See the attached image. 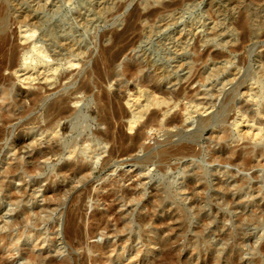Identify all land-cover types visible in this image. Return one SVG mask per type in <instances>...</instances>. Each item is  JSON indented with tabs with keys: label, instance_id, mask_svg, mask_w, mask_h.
I'll list each match as a JSON object with an SVG mask.
<instances>
[{
	"label": "bare ground",
	"instance_id": "1",
	"mask_svg": "<svg viewBox=\"0 0 264 264\" xmlns=\"http://www.w3.org/2000/svg\"><path fill=\"white\" fill-rule=\"evenodd\" d=\"M55 1L56 0H37L36 3V1L34 0L33 2H35L36 4L32 2L33 7L32 5H30L29 9L27 10L23 8L21 9L15 5L10 6V8L9 6H5L0 10V141H4L3 138H5L6 132L9 131L7 129V126H9V124H12L13 121L17 119H27L29 124L39 123L40 125V122L38 121L39 117H32V115L37 110L43 111V117L42 120H40L41 122H43V125H41L40 129H38L41 130V132L39 131L40 134H31L29 132L26 133L25 130L24 134L22 135V133L20 134V132H18L17 130L18 134H16L10 142L12 143V147H10L12 148L13 157H11L12 159H8L7 162L10 161V163L5 165L3 169L0 170V192L7 193L8 195L10 194V199L7 201V204L10 206H14L15 208L13 210V214L11 213L12 211H10V209H6V211L12 214L11 221H9L8 223H4L2 229H0V232H2L3 230H8V233L9 231L16 233L14 231L18 230V234H16L17 236L15 235L14 237L15 240L13 239L15 242L17 240V245L22 241V239H24L22 241V249L19 251L21 257L20 260L22 262H20L21 264H85L89 259V255H87L85 252L83 256L78 257L75 249L78 248L77 245L81 244V242L83 244L84 238L91 237L94 233H96L95 231L103 227V220L108 219L109 216L107 214L105 215L104 213H100L101 216L97 220L98 224L96 221L97 230L93 228V230H95L93 231L89 228L88 230L90 231L87 235L85 231L84 233L86 234L83 233V224L85 223V215L83 210L76 209L66 213L64 221L55 222L56 224L54 223L55 226L51 230L54 233L56 231V237L62 235L61 240L68 247V254L61 260H59L57 257L55 259L51 256V254L57 253L60 256L63 254V249L55 248V250L51 251L50 249L53 247L51 244L57 241L56 237H54L52 240H49V243L47 241L48 239L45 240L43 239V237H46V234H48L51 230L48 233L44 232L46 234H44L45 236L42 237L43 231L39 229L44 223L41 215L42 213L47 211L50 203H46L42 206L39 205L38 207L30 209V203H36L39 201L38 199V201H36L35 193L39 190L38 188L41 187V184L40 182H37L32 187H30L25 183V179L40 174V165L43 164L41 163V161H45L47 163L51 160L66 158L65 161L55 169V173L53 174V176H50L51 180H44L46 182L50 181L48 185V190L50 189V196H44V200L47 201L49 199V201L54 200L57 202H62V199L66 197L68 190L73 189L75 187L74 185L78 183L80 184L82 181H84L85 179L87 180V178L91 177L94 174V165H96L97 163L102 164V166L105 168L110 165L109 162L115 155H121V153L123 155V151L132 152L133 154H135L137 149L144 150L143 141L146 139V131L151 126L157 125L156 123H158V125L160 123L166 124L165 122L167 121V124H169L170 126L173 124H177L178 126L182 125V128H184L183 124H186L189 121L185 119L188 117L187 114L189 113L181 108L185 112L181 111L179 113L180 115H176V113H174V115L172 112H175L177 110L176 107L178 105L180 106V104L176 105V101H178L177 99L181 98V94H183V92L186 91L188 87L190 88L193 84H195V79L193 80V77L195 76H192L194 74L192 70L195 66V63L203 61L206 56L210 55L209 51L204 52L203 50H205L207 44L210 41H216L215 39H209L208 35L204 34L198 41V44H192L191 40H195L196 37L193 36V34L190 32H159L157 34L156 43L152 42L149 48L148 46L150 43H145L147 45L146 47H139V49H141L144 54V57H142L141 60L139 59V62L136 61V59L132 58L130 62H126L127 64L124 71L122 70V72H120V69L118 68L119 72L116 71L117 74H115V72L114 74L112 73V75L111 70L116 66L117 62L128 51H132L135 48L134 46L136 39H139L138 25L139 22L142 21L143 17H145L143 14L144 10L141 12V10L139 11V9L136 10L135 8L136 11L131 12L128 18L126 17L125 20L124 18H122V20H119L122 23L124 21L126 22L127 20V28L122 32H118V30L116 33L112 34L111 39L113 40V44H111V46L101 45L99 52H97V55L99 53L98 59L95 60L93 66H90L93 55V50L91 51L92 45L90 44L91 42L87 44L85 42H87L90 34H92V32L95 30L97 24H100L102 19H104V14H101L102 10L100 9V2L102 0H97V7L94 5V7L97 8V13H95L96 11L91 12L90 10L82 9L81 6L80 12L77 15H71V17H74L72 19L66 18L67 16L65 17L66 19H64V16L61 19L57 18L59 14L58 12L60 10H57L59 8L57 7L58 4ZM176 5L177 2L174 0L172 3L162 4L161 9L159 8L154 11L151 10V12H148V14H146L149 16H154L160 11L171 9ZM233 6L234 7L232 8L234 9V11H237L235 10L237 9V5L235 4ZM81 10L84 12H82ZM122 15L123 12H120L119 17H121ZM125 16L126 15L122 17ZM97 17H99V19H97ZM120 22L119 24L121 25L122 23ZM245 22L246 21L243 22V25L246 24L247 26V23ZM13 25H16V27L14 28ZM89 25H91V27H89ZM79 27L82 28V30L79 29ZM102 36L103 37L101 38L103 39V41L101 42L103 44L111 42V40L109 42L107 41L110 39H108L107 36L109 35L107 33H105L104 35L102 34ZM89 40L90 38L88 39V41ZM84 43L85 45H83ZM199 48H204L202 50L203 53L199 51ZM192 53H194V57ZM78 57H81L82 59H77ZM147 68H149L151 72V69H154L152 74H150L151 72H149L148 74L149 70L147 71ZM261 68V70L264 71V61L261 65ZM191 73L193 74L191 75ZM198 73L199 71L197 72V74ZM251 75L252 74L247 73L245 75V79H243L244 81L240 80L242 79V77L239 78L237 73L230 75L228 77V82L226 79H224L226 80V83L221 85V87H216V92L212 91L213 93L211 95L207 94L210 95V99L205 98L203 101L201 100V104L197 102L199 103V105H196L197 112L200 111L202 112V114H208L207 112L209 111L211 112L207 116L205 115V117L200 115V118L197 119L198 121L196 122L197 129L191 133H174L175 135L180 134V138L176 142L171 141V139L167 143L168 138L170 136H173L174 134L166 137V144L164 142V144L162 143L159 147L150 151H148L147 149L148 152L144 153L145 156H141V162L138 160L140 164L144 163L147 166H150V168H153L157 162H160L167 168V166L172 165L171 163L173 161L182 160L188 157H200L202 155L201 149L198 150L197 146L201 136L206 132H211V136L212 138H214V141H217V143L220 141L218 143L220 144L222 142L221 140L228 139L227 133L229 131H227L228 128L220 129L218 127L220 125L219 123L222 122L224 124L227 121V123H229V120L231 119H233L234 129L238 131L241 130L239 128V123L242 124L241 121L246 122L247 124H244L246 125L245 129H242L241 132L239 131L240 133H242L240 134V138L246 132L250 135H253L255 138L264 136V101H262V97L259 95V93L253 92L252 86L255 85V83L253 75L252 77ZM237 77L240 81L233 85L229 92L224 90L227 85H231V83H233V81ZM131 79L136 80L134 81L135 83L133 85H130L128 83V80ZM183 81L186 82L182 85ZM180 84L183 87L180 86ZM177 86H180L181 90L179 89L178 92L175 91V89L172 90L173 88L178 89ZM96 89L97 91H95ZM113 89L115 91H113ZM243 90H245V92ZM146 91L149 92V95ZM194 91L196 90L194 89ZM198 91L199 90H197L196 93ZM143 92H146L147 97L149 96V100L147 98V103L141 105L139 95L143 94ZM198 94H200V91ZM223 95L224 98H222L221 100V96ZM88 96L93 98L97 107V110H95L97 114V125L96 129L93 132V139L91 137V139L85 137L80 142L74 140L71 143L64 144V139L66 138V136L76 132V129H78L77 123L80 124V122L84 120L79 104L84 97ZM243 96H246V99H251V101H253V104L249 100H241V97ZM205 97L207 96L205 95ZM237 98H239L241 101H239ZM172 100L174 101L173 103L171 102ZM254 101L256 105H254ZM218 102H220V104H218ZM217 105H219V107H216ZM152 107L156 108V111H154ZM151 108L154 112H151L149 117H147V119L145 120V115L149 114ZM171 113L173 115L170 116ZM230 114L234 115H232L231 117ZM163 119L167 120L164 121ZM239 119L242 120H240L239 122ZM102 126L103 128H101ZM224 127L226 128L227 126ZM218 128L219 130H217ZM244 130L247 131L244 132ZM24 135H26L27 137H25ZM183 140L187 141H184V143L182 144ZM128 143L131 145L130 147L126 145ZM127 146L128 148L125 149L124 147ZM143 150H141V152ZM252 151H254V149H252ZM26 154L29 155L28 158L26 157ZM137 157L135 158V160H137ZM242 157H244V155H235L231 152L228 153L227 157H220L219 160L227 163H234L243 160L244 165L245 163H254L257 160L259 162L260 159L264 158V148H259V150L255 152V154L251 155L247 159H243ZM1 161L2 160H0V162ZM161 168L160 170L165 169L164 167V169ZM199 175L200 173L195 174V176ZM233 175L235 177V179L233 178V184L235 187V192L233 193L238 194L236 200H241V202L243 203V193L247 192V194L249 195V192L246 190V186L249 182H246V179L244 180L240 177L237 178L235 174ZM227 177H229L228 174ZM230 177L232 178V174L230 175ZM200 178L196 179L197 181L194 182V184L181 187L180 192H172L168 188L159 187L154 188V190L151 192H147L146 188V190H143L144 188L138 189V184L136 181H133L132 184H130L129 187L126 188H122V186L119 187L120 185L117 186V184L119 183H112L111 181L110 183L112 184H109L108 186L105 185L104 187H102V189H107L109 193L116 195V197L120 194L121 199H119L118 201L120 205L125 203V200H131V202L139 200L137 202V204L139 203V211L136 213L135 217L136 224L139 227V232L137 233L139 236L135 232L134 234H136L137 236L133 235V237L129 238L127 240L128 243L130 240L133 242L139 239V241L141 240L142 243H144V245L146 246V249L148 250L147 252L154 255H156V251L161 249L163 254L161 256H163V259L160 260L158 264H172L182 256V253L185 249L183 248V244H178V240L181 237H184L185 239H188V243H193V239L187 238L186 236V230L188 227L187 224L188 221H190V214L186 211L181 210L180 204H183L181 203L182 201L184 203L187 202L188 204L186 205L190 206V208L188 206L187 208H189V211H192V206L195 207V204L198 203L197 199H204V194L202 193L203 191L201 192V190L203 189V183L201 184V182L203 180H201ZM133 179L135 180V178ZM133 179L129 178L130 181ZM14 181L20 182L23 186L17 187L15 185L11 187V184ZM139 182L141 184L140 180ZM222 182L223 181H218L216 189H218L219 191L224 190V195H228L233 191V189L232 191L230 190L232 188L231 186V188L226 186L224 188V184ZM52 185H56V188L52 189ZM248 188L250 187L248 186ZM253 188L252 190L254 192L252 191V193H250L247 206L254 205L255 203L257 204L253 207V210L251 206L250 209L252 212L250 213V211H248L250 214H246L247 216L244 215L243 218H240L238 215V219H240V222L238 223L240 224L241 222L244 223L247 221V224H250L253 228L255 226V228L258 230L256 235L253 234L255 237L252 235V241L254 245V242H256L257 244V240H261V237L264 233V203L263 205H261L260 203L264 202V188ZM16 191H18L20 195ZM174 194H176L177 197ZM186 194H188L189 196L184 199V195ZM247 194L246 196H248ZM179 197H181L182 199H179ZM105 198L108 199L107 197ZM112 198H114V196ZM231 203L233 204V202ZM239 203L240 202H237L236 205H238ZM141 205L142 207H140ZM174 206H176V208ZM166 209H168V212L166 211ZM216 211L217 210H215V213H217ZM159 214L161 215L159 216ZM119 215L120 214L114 216L113 219L119 221V219L123 217V214H121L120 216ZM126 215L128 218V214ZM3 218L4 216H1L0 213V220H2V223ZM132 224L133 222L131 220L130 222L128 221L127 225ZM255 228L254 231H257L255 230ZM199 229L196 230L199 231V233L197 232V235L194 232L195 235L199 236V234H201L200 236H203L206 232L202 235L203 229H200L201 231ZM230 230H224L225 232L222 231L223 233H219V236L223 241L233 236V233H231ZM159 234L161 236H159ZM9 236L7 235V232H5V234L0 233L1 241H4ZM254 238L256 239V241H254ZM201 239L200 241H202ZM239 240V244H235V246L233 244L232 247L230 246L231 248L229 246V248L227 247L230 250L224 249L225 251H221L220 249V251L218 250V252L215 250L217 253L216 255H219L217 257L214 255L217 261L221 259V256H229V254H231L232 259L234 260V262L232 260L233 264H250L247 262L242 263L241 260L240 262H235L236 258L238 260V255L241 252L240 246L242 245V239ZM30 241H32V244H30ZM244 241L247 242V238ZM204 242L201 244L195 243V245H197L195 250L199 251V249H202V247L204 248L205 245H202L205 244ZM86 243L88 242L86 241ZM12 244L13 243H5V246L0 251V264H13V262L11 261V255L13 254V252L11 251ZM261 245L264 246L262 243ZM29 246V249H25ZM246 246H248V244ZM86 248H88L89 253L94 252L95 254L98 251L101 253V250L102 248L104 249V246H99V244H88L86 245ZM125 248L126 246H124V249ZM116 250L117 246H114V251ZM231 250H234L236 252ZM10 251L12 253L9 257L7 255H9ZM215 251H213L212 254ZM252 251L255 252L254 249ZM159 252L160 250L158 251V253ZM232 252L234 253L232 254ZM257 254L258 253H255L252 256H256ZM13 256L17 258V256H15L14 254ZM142 257H140L139 254V259H135L132 262L134 264H147V260L143 259ZM90 260L91 257L89 261ZM258 260L259 259H257L256 261ZM255 262L254 264H257L259 261L257 263ZM191 263L193 262H187L186 264ZM195 263L197 264V262ZM93 264H104V261H99L96 259L94 260ZM207 264H210V262H208Z\"/></svg>",
	"mask_w": 264,
	"mask_h": 264
},
{
	"label": "rangeland",
	"instance_id": "2",
	"mask_svg": "<svg viewBox=\"0 0 264 264\" xmlns=\"http://www.w3.org/2000/svg\"><path fill=\"white\" fill-rule=\"evenodd\" d=\"M33 1L34 0H30V1L29 0H0V10H1V8L5 7V6H9V8H10V6H13V5H15L21 9L23 8V9L27 10V9H29L30 5H32V7H33V3H35ZM35 1L37 3V0H35ZM173 1L174 0H102L100 2V5H101L100 9L102 10L101 14H104V19H102V21L103 20L104 21L103 22L101 21L100 24H97L95 30L89 36L91 41L90 40L88 41V39H89L88 38L87 42H85V43L87 44V43L91 42L90 43L92 45L91 51L93 50L92 51L93 55H92V61L90 62V66H93L95 63V60H97L99 57V53L97 55V52H99L101 45L111 46V44H113V40L111 39L112 34L116 33L118 30H119L118 32H122L127 28L128 21L126 20L127 23L125 21L122 23L119 20H122V18H124V20H125V18L126 17L128 18L129 14L131 12H134L138 9H139V11L141 10V12L144 10L143 14L145 16V17H143L142 21L139 22V25H138V27H139V39H136L135 46H134L135 48L132 51H128L117 62L116 66L111 70L112 71L111 74L112 73L114 74L116 71L119 72V69H120V72H122V70L124 71L126 64L128 62H130V60L132 58L136 59V61L139 62V59L141 60V58L144 57V54H143L142 50L139 49V47H146L147 45L145 43H150L148 46V48H149L151 46L152 42L156 43L157 34L159 32H162V33H164V32L170 33V32H174V31H177V32L184 31L185 33L190 32L193 34V36L196 37L195 40L194 39L191 40L192 44H194V43L198 44V41L200 40V38L204 34H207L209 39H215L218 42V44L216 41H214V42L210 41L207 44L205 50H203L204 48L203 49L199 48V51H201V53H203L202 50L204 52L209 51L211 56L208 55L204 58L203 61H199V62L195 63V66L192 70L194 74L191 73V75L193 74L192 76H195V77H193V80L195 79L194 80L195 84H193L190 88L188 87L189 89L187 88L189 91L186 89V91H184L183 94H181V98L177 99L178 101H176L177 102L176 105L180 104V106L178 105L176 107V109L178 111L176 110L175 112L174 111L172 112L173 114L176 113V115H180L179 113L181 111L182 112L184 110L187 111L189 114H187L188 117L185 119L187 121L188 120L189 121L186 124H183L184 128H182V125L178 126L177 124H176L177 126L174 124L171 125L172 126V128H171V126L169 124H167V121H166L167 119H165V120L163 119L164 121H166L165 122L166 124H161L159 122L160 123L159 125H158V123H156L157 125L151 126L146 131V139L143 141L144 150L141 149V150H143L142 152L140 149H137L138 151L136 150L137 153L135 152V154H133L132 152L123 151V155L126 153L124 156L122 155V153H121V155L120 154H117V156L115 155L110 160V162H111V163L109 162L110 165H108L105 168L102 166V164L97 163L96 165H94V167H95L94 174L91 177L87 178V180L85 179L84 181H82L80 184L79 183L76 184L77 186L74 185L75 187L73 189L68 190L66 197H64L62 199V202H57L54 200L49 201V199L47 201L44 200V196H50V189L48 190V185H49L50 181L48 180L49 182H46L44 180L45 179L51 180V177L55 173V169L59 165H61L65 161L66 158L59 159V160L58 159L51 160L52 162L48 161L47 163L45 161H41V163H43V164L40 165L41 166L40 174L33 176V177H28L27 179H25V183L30 187H32L37 182H40V184H41L40 185L41 187L38 188L39 190L37 189L38 193L37 192L35 193L36 194L35 195L36 201H38V200L39 201L36 203H30L29 208L33 209L34 207H38L39 205L42 206L46 203L47 204L50 203V205H51V203H52L51 206L49 205V208H48L49 210L47 209L48 212L45 211L41 215L43 222H44L43 225H41V227L39 228V229H41V231H43L42 237L45 236L44 234H46L44 232L48 233L55 226V224H56L55 222H58V221L63 222L65 219L66 213H68L69 211H72V210H76V209L83 210L84 215H85V218H84L85 223L83 222L84 223L83 224V233L85 231L87 233V235H88V232L90 230H93V228L95 230H97V224H98L97 220L101 216L100 213L101 214L104 213L105 215L106 214L109 215L108 216L109 221H108V219H104L103 220L104 223L102 222L103 227H101L97 231L93 230L96 233H94L91 237L85 236L86 238H84L83 244L81 242L82 246H81V244H79V245H77L78 248H76L78 250L75 249V252L78 255V257L83 256V254L85 252L87 255H89V259L91 257V260L89 261V259H88L89 262L86 261L85 264H91V263L93 264L94 260H96V259L99 261L100 260L104 261V264H134L132 261L135 259H139L138 258L139 254H140V257L143 256L142 258L147 260V262H148L147 264H158V262H160V260L163 259V256H161V255H163L161 249H159L160 250L159 253H158L159 250L156 251V255L149 254V252H147L148 250L146 249V246L144 245V243H142L141 240L139 241V239H138L137 241L135 240L133 242L130 240L129 243L127 241L129 238L133 237V235L135 236L139 232V227L136 224V218H135L136 213L139 211L138 210L139 209V205H138L139 203L137 204V202L139 200L133 201V202H131V200L130 201L125 200V203L121 204L122 205L121 206L118 202L119 199H121L120 194L117 195V197H116V195L109 193L107 189L104 190V189H102V187H104L105 185L108 186L109 184H112V183H119V184H117V186L120 185L119 187L122 186V188H124V187L126 188V187H129V185L132 184L133 181L134 182L136 181L138 184V189L144 188L143 190L147 189L146 190L147 192H151L154 190V188H157V187L168 188L172 192H174V191L180 192L181 187L194 184V182L197 181L196 179H199L200 177H202V178H200L201 180H203L201 182V184L203 183L202 184L203 189L201 190V192L203 191L202 193L204 194L203 195L204 199H201L202 201L197 199L198 203L195 204V207L192 206V211H189L190 206L186 205V204H188L187 202L184 203L183 201L181 202V200H180V202L183 203V204H180V206L183 207V208H181L179 206L180 209L183 211H186L190 214V218H189L190 221H188V224H187L188 227L186 230V236H187V238L193 239V243L190 242L191 243L190 244L187 241L188 239L181 237L178 240V242H179L178 244L179 245L183 244V246H184L183 248H185V249H184V252L182 253V256L180 258H178L177 261L173 262L172 264H186L187 262H193L191 264H196L195 262H197V264H207L208 262H210V264H229V263L233 264L232 263L233 259H232L231 254H229V256L225 255L226 257L224 255L221 256V259L218 260L219 262L214 257V255L216 257L219 256V255H216L217 254L216 251L218 252V250L220 251V249H221V251H225L230 246L232 247L233 244H234V246H235V244H239V241H240L239 239H242V245H241L242 249L240 246L241 252L238 255L239 256L238 260L236 258L235 262H237V261L240 262V260H241L242 263L247 262L250 264H254V262L257 259H259L258 261L260 262V264H264V253H263L264 246L261 245V243L264 245V237H263L264 233H263V236L261 237V240L260 239L257 240L258 243L256 244V242H254V245H253V241H252L253 236L257 234L258 230L254 226L255 230H257V231H254V228L250 224H247V221L244 223L241 222L240 224L238 223V222H240V219H238V218L239 217L243 218L244 215L247 216L246 214H250L252 212L250 209L251 206H252V210H253V207L257 204V203H255L254 205H251V206L248 205L247 206V204H248L247 202L249 201L250 193H252V191H253L252 188L253 187L264 188V165H263V163H264L263 159L264 158L260 159L259 162L257 160L254 163H252V162H250L249 164L245 163V165L243 164L244 163L243 160L242 161L240 160L241 161V162L239 161L240 163L239 162H234V163L228 162L227 163V162H224L222 160H219L220 157H227L228 153H231V152H232V154H235V155L236 154L237 155L241 154L242 156L244 155V157H242V158L247 159L251 155L255 154V152L257 150H259V148H262V147L264 148V136H259V137L255 138L253 135H250L246 132L248 135L245 133L246 135L244 134L245 136L243 135L240 138V134H242L240 132L242 129H245V126L247 124H246V122L241 121L242 124L239 123L240 124L239 128L241 130H239L240 131L239 132L238 130L234 129L233 119H231V120H229V123H227L228 121L225 122L227 124H225V123L223 124L221 122L222 124L219 123L220 125L219 124H218L219 126L217 125L220 129L221 128L222 129L228 128L227 129V131H229L227 133L228 139H225L226 141L223 139V140H221L222 142L220 144H218L220 141L218 143H217V141H214V138H212V136H211V134H212L211 132L210 133L206 132L204 135L201 136V138L199 139V142H198V146H197L198 150L201 149L202 155L200 157H195V158L194 157L193 158L188 157V158H185L182 160L173 161L171 163L172 165L167 166V168L164 165H162L160 162H157L155 164L157 167L155 165H154V167L152 166L153 168H150V166H147L144 163H143L144 165L142 163L140 164V162H141L140 160L142 159L141 156H145L144 153H146L150 150L156 149L162 143L164 144V142L166 144V141H165L167 139L166 137H168L174 133L177 134V132L178 133H180V132L181 133H191V132L195 131L197 129V123L196 122L198 121L197 119L200 118V115L205 117V115L207 116L209 113H211L209 111V112H207L208 114H206V113L202 114V112H200L199 110H198L199 112H197L196 105H199V103L201 104V102L205 98L210 99V95L213 92H216V90H217L216 87H219V86L221 87V85L226 83V80L228 82V77L230 75L237 73L239 78L242 77V79H240V80H243V79H245V75L247 73L252 74L253 78H254V83H255V85L252 86L253 92L259 93V95L262 97V101H264V75H263L264 71L261 70L262 69L261 65L264 61V0H175L177 2V5L174 6L173 8L168 9V10H164V11H160L159 13L155 14L154 16L153 15L152 16L147 15L148 12H151V10L154 11V10H157L159 8L161 9L162 4L172 3ZM55 2L58 4L57 7L59 9H57V10L58 11L60 10L59 12L57 11L59 13L57 18H60V19L63 18V16H64V19L74 18V17H71V15L72 16L77 15L80 12L81 6H82V9L90 10L91 12L97 10V8H95L94 5L96 7L98 6L97 0H56ZM235 4L237 5V7H236L237 9H235L237 11H234V9L232 8V7H234L233 5H235ZM137 7H139V8H137ZM135 8H136V10H135ZM232 9L234 12L232 11ZM82 12H84V11H82ZM120 12H123L122 16H124V15H126V16L125 17H122V16L119 17ZM95 13H97V11ZM97 19H99V17H97ZM243 20L246 21L245 23H247V26H246V24L243 25V22H244ZM143 21H144V23H143ZM119 22L122 23L123 25L122 24L120 25ZM10 26H11V24H10ZM13 27L15 28L16 25L15 26L13 25ZM76 27H77V25H76ZM89 27H91V25H89ZM79 29L82 30V28H80V27H79ZM105 33H107L109 35V36H107L108 39L110 38L107 41L109 42L111 40L112 43L109 42L107 44H103L101 42V41H103V39L101 38V37H103L102 34L104 35ZM85 43L83 45H85ZM142 54H143V56H142ZM193 54L194 53H192V55ZM193 57H194V55H193ZM77 59H82V58L78 57ZM148 70H149V68H147V71ZM151 70H152V72L154 71V69H151ZM198 71H199V73H198L199 75L197 74ZM117 72L115 74H117ZM149 72H151V71L149 70L148 74H149ZM152 72L150 74H152ZM200 73L203 75V77ZM252 75H251V77H252ZM199 76H201L202 78ZM238 77L233 81V83H231V85L230 84L227 85V87L224 90L229 92V90L232 88V86L240 81ZM135 79L134 80H132V79L128 80V83L130 85H133L135 83L134 81L137 80V79L136 80ZM224 79H226V80H224ZM185 82L186 81H183L182 85ZM182 85L180 84V86H182ZM180 86H177L178 89L173 88L172 90L175 89V91L178 92L179 89L181 90ZM193 88L196 91L199 90L200 94H198L199 91L196 93V91H194ZM95 91H97V89ZM113 91H115V90L113 89ZM243 91L245 92V90H243ZM146 92H143V94L139 95V100H140L141 105L146 104L147 101L149 100V96L147 97ZM147 93L149 95V92H147ZM202 93L204 94V97H203ZM207 94H210V95H207ZM205 95L207 97H205ZM147 98H148V100H147ZM171 98H173V97H171ZM222 98H224V95L221 96V100H222ZM237 99L239 101H241V100L251 101V99H249V98L246 99V96L241 97V100L239 98H237ZM171 102L173 103L174 101L172 100ZM197 102H199V103H197ZM251 102L253 104V101H251ZM218 104H220V102H218ZM79 105H80L81 114L84 117V120L81 121L80 124L77 123L78 129H76L77 130L76 132L66 136V138H65L66 140L64 139V142H65L64 144L71 143L74 140L80 142L85 137L89 138V139H91V138L93 139V132L96 129V125H97V123H96L97 122L96 121L97 120V114L95 111V110H97L96 104H95L93 98L88 96V97H84ZM254 105H256L255 101H254ZM216 107H219V105H217ZM152 108L154 109V111H156L155 110L156 108H154V107H152ZM152 108H151L152 111L150 110L149 114L147 113L148 115H145L146 116L144 118L145 120L147 119V117H149L151 112H154ZM181 108L184 110H182ZM195 108H196V110H195ZM195 112H196V114H195ZM172 113L170 114V116L173 115ZM230 113H233V112H230ZM191 114H193V115H191ZM234 114H230L231 117ZM33 116L37 117V118L39 117L38 121L40 122V125H39V123L29 124L27 119H20V120L17 119V120H15L16 122L13 121L12 124H9V126H7V129L9 130V131L8 130L7 131L9 133L6 132L5 138H3L4 141L3 140L0 141V160H2L0 162V170H2L5 165L10 163V161L9 162H7V161L11 157H13L12 148H11L12 143H10V142L12 141V138L16 134H18V132H20V134L22 133V135H23L24 131L26 130V133L29 132L31 134L32 133L40 134L41 130H38V129H40L41 125H43V122L40 121V120H42V117H43V111L37 110L32 115V117ZM255 116H256V114H255ZM255 118H257V117H255ZM240 120H242V119H239V122H240ZM244 121H246V120H244ZM162 123H164V122H162ZM244 124H246V125H244ZM11 125H13V126H11ZM224 126H227V127L225 128ZM27 128L29 131L27 130ZM101 128H103V126ZM219 128L217 130H219ZM17 130H18V132H17ZM21 131H23V132H21ZM169 131H170V134H169ZM245 131H247V130H244V132ZM238 132H239V134H238ZM6 136L9 140L6 138ZM24 136L27 137L26 135H24ZM170 137L168 138L167 143L171 139H172L171 141H173V142L178 141V139L180 138V134H178V135L174 134L173 136H170ZM248 138H249V140H248ZM184 141L186 142L187 140H183L182 144L184 143ZM241 143H242V145H241ZM126 145H128L129 147L131 146L129 143ZM128 146L124 147V148L126 149V148H128ZM256 147H258V148H256ZM147 149H148V151H147ZM252 149H254V151H252ZM26 155H27L26 157L28 158L29 155L28 154H26ZM136 157H137V160H135ZM215 157H216V159H215ZM138 158H140V159H138ZM4 159H6V160H4ZM251 164H252V166H251ZM101 167H103V168H101ZM159 167L160 168L162 167L164 170H160ZM146 169H148V170H146ZM194 170H196V171H194ZM199 170H200V172H199ZM193 171H194V173H193ZM198 172L200 173V175H199L200 177L195 176L196 173L199 174ZM227 174L229 175V177H227ZM231 174H232V178L230 177ZM233 174H235V176L237 178L240 177V178H243L244 180L246 179L245 180L246 182H249L248 185L246 186V190L249 192V195L247 194V192L243 193L244 198L246 197L245 199L244 198L242 199L243 203L241 202V200L240 201L236 200L238 194L233 193V192H235V187L233 184L235 177ZM124 178H126V179H124ZM129 178L130 179L135 178V180L133 179L130 181ZM217 178H219V179H217ZM139 180L141 181V184H140ZM111 181H112V183H110ZM218 181H223L222 183L224 184V188H225V186L229 187V188L232 187L230 190L232 191V189H233V191L230 192L228 195H224L225 194L224 190L219 191L218 189H216ZM124 182H125V184H124ZM232 184H233V186H232ZM15 185L17 187L23 186L20 182L14 181L11 184V187L15 186ZM248 186L250 188H248ZM46 188H47V190H46ZM55 188H56V185L55 186L52 185V189H55ZM28 191H29V189H28ZM16 192L18 193V191H16ZM109 194L110 195L112 194V195L110 196ZM246 194L248 196H246ZM9 195L7 193L0 192V213H1V216H4L3 223H2V220H0V229H2L4 223H8L9 221H11L13 210L15 209L14 206H10L7 204L8 203L7 201L10 199ZM107 195L110 197H108ZM147 195H148V193H147ZM174 195L176 196V194H174ZM113 196H114V198H112ZM188 196H189L188 194L184 195V199L187 198ZM105 197H107L108 199H106ZM116 199H117V201H116ZM179 199H182V198L179 197ZM113 200H114V202H113ZM216 201H218V202H216ZM231 202H233V204L235 203L234 204L235 206ZM237 202H240V203L238 205H236ZM244 202H245V205H244ZM55 203H56V206H55ZM260 203H261V205H263L264 202H260ZM240 204H242V205H240ZM231 205H233V206H231ZM187 206L189 208H187ZM140 207H142V205ZM174 207L176 208V206H174ZM243 208L247 209V210H244ZM6 209L7 210L10 209V211H12L11 212L12 214L10 212L6 211ZM134 209H136V210H134ZM212 210H213V212H212ZM215 210H217L216 211L217 213H215ZM133 211H135V212H133ZM166 211L168 212V209H166ZM248 211H250V213ZM207 212H209V213H207ZM7 213H9V214H7ZM118 214H120V215L123 214L122 216L124 218L121 217L119 219V221L113 219L114 216H116ZM126 214H128V218H127ZM240 214H242V215H240ZM160 215L161 214H159V216ZM238 215H239V217H238ZM93 216H94V218H93ZM132 216H134V217H132ZM91 218L94 220H92ZM131 220H132L133 224L127 225L128 221L130 222ZM93 221H95V222H93ZM96 221H97V224H96ZM203 222L205 223V225ZM206 223L207 224L209 223L208 224L209 227ZM237 224L240 226H238ZM49 225H50V227H49ZM89 228H90V230H88ZM199 228L203 229L202 235L205 232H206L205 233L206 235L204 234L203 236H200L201 234H199V236H196L197 232L199 233V231H196V230H198ZM204 228H205V230H204ZM228 229L229 230L231 229L230 231H231V233H233V236H231L229 239H225L223 241L220 238L219 233L220 232L223 233V232H225L224 230L227 231ZM244 230H245V232H244ZM4 231L7 232L8 236L9 235L10 236L8 238H6L4 241H1V239H0V251L5 246V243H13L11 246V251L13 252V254L15 256H17V258L14 257L13 254L11 255V253H12L11 251H10L9 255H7V256H9V257H10V255L12 256V258L14 259L13 260L11 258V261L13 262V264L14 263L15 264H21L22 262L20 260L21 257H20L19 251L22 249V243H23L22 241L24 239H22V241L20 242L21 244L18 243V245H17L16 244L17 240L15 242L14 237L16 234H18L17 233L18 230L14 231L16 233H13L10 231L8 233V230L7 231L3 230L0 233L5 234ZM59 231H60V229H59ZM159 231H160V229H159ZM135 232H136V234H134ZM194 232L196 233V235ZM11 233H12V236H11ZM86 233H84V234H86ZM48 234H46V237H43V239H45V240L48 239L47 240L48 242H49V240H52L54 237H56L55 236L56 231L54 233L51 230ZM239 235H240V237H239ZM159 236H161V235L159 234ZM243 236H244V238H243ZM61 237H62V235L56 237L57 241H55L51 244L53 247L51 246L52 248L50 249L51 251L55 250V248L63 249L62 250L63 254L60 256L57 253H52L53 255L51 254V256L53 258L56 259V257H57L59 260L63 259V257L67 256V254H68V247L61 240ZM198 237H199V240H198ZM245 237L247 238V242L244 241V240H246ZM194 238H197V239H194ZM203 238H204V240H203ZM200 239L203 242L205 241L204 242L205 244H202L203 246L205 245V247L204 248L202 247V249H199V251H196L195 249H196L197 245H195V243H197V244L203 243L202 241H200ZM249 239H250V241H249ZM33 240H34V238H33ZM32 241H30V244H32ZM86 241L88 243H86ZM254 241H256L255 238H254ZM248 242H251V243H248ZM97 243L99 244V246H104V249L102 248V250H101L102 252L100 253L98 251L95 254H94V252L89 253L88 248H86V245H88V244L98 245ZM221 243H222V245H221ZM246 243L248 244V246H246L247 245ZM243 244H245V245H243ZM255 244H256V246H255ZM13 245H15L16 247ZM190 245L192 246V248ZM114 246H117L116 251H114ZM124 246H126L125 249H124ZM206 246H207V249H206ZM252 246H253V249L255 252L252 251L253 250ZM254 246H255V248H254ZM18 247H19V249H18ZM23 248H25V247H23ZM29 248H30V246L26 247L25 249H29ZM44 248H40V249H44ZM140 248H142V249H140ZM118 250H119V252H118ZM228 250H230V249H228ZM246 250H247V252H246ZM213 251H215V252L212 254ZM231 251H234V250H231ZM234 252H236V251H234ZM234 252H232V254ZM255 253H258V254L256 256L255 255L252 256ZM159 254L161 257L159 256ZM259 255H261V256H259ZM197 257H198V259H197ZM241 257H242V259H241ZM258 257H260L261 259ZM16 259H19V260H16ZM254 259H256V260H254ZM16 261H17V263H16ZM91 261H93V262H91ZM258 261H256L255 263H257ZM233 262H234V260H233ZM259 262L257 264H259ZM79 264H81V263H79Z\"/></svg>",
	"mask_w": 264,
	"mask_h": 264
}]
</instances>
